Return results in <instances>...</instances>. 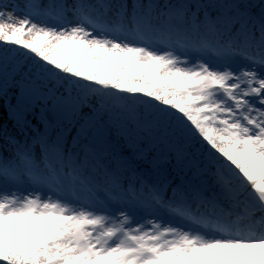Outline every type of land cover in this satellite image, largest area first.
<instances>
[{
	"label": "snow or ice",
	"instance_id": "1",
	"mask_svg": "<svg viewBox=\"0 0 264 264\" xmlns=\"http://www.w3.org/2000/svg\"><path fill=\"white\" fill-rule=\"evenodd\" d=\"M0 264H264V0H0Z\"/></svg>",
	"mask_w": 264,
	"mask_h": 264
},
{
	"label": "rangeland",
	"instance_id": "2",
	"mask_svg": "<svg viewBox=\"0 0 264 264\" xmlns=\"http://www.w3.org/2000/svg\"><path fill=\"white\" fill-rule=\"evenodd\" d=\"M117 59H119V58H117ZM105 66H107V65H105ZM207 255H211V254H207Z\"/></svg>",
	"mask_w": 264,
	"mask_h": 264
},
{
	"label": "bare ground",
	"instance_id": "3",
	"mask_svg": "<svg viewBox=\"0 0 264 264\" xmlns=\"http://www.w3.org/2000/svg\"><path fill=\"white\" fill-rule=\"evenodd\" d=\"M205 255H207V254H205Z\"/></svg>",
	"mask_w": 264,
	"mask_h": 264
}]
</instances>
